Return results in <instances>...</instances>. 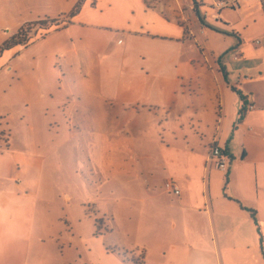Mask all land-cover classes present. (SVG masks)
Segmentation results:
<instances>
[{
  "label": "crops",
  "instance_id": "0c3cea01",
  "mask_svg": "<svg viewBox=\"0 0 264 264\" xmlns=\"http://www.w3.org/2000/svg\"><path fill=\"white\" fill-rule=\"evenodd\" d=\"M194 1L199 16L191 0H84L0 53V264L90 251L91 237L121 264H264V12ZM77 2L0 0V46ZM218 63L247 97L240 122ZM102 188L113 211L91 200ZM91 204L107 218L96 233Z\"/></svg>",
  "mask_w": 264,
  "mask_h": 264
},
{
  "label": "rangeland",
  "instance_id": "374dc122",
  "mask_svg": "<svg viewBox=\"0 0 264 264\" xmlns=\"http://www.w3.org/2000/svg\"><path fill=\"white\" fill-rule=\"evenodd\" d=\"M91 1L93 3V0H91ZM150 4H151V2H150ZM153 6L154 7L157 6V3H155ZM0 38H4V34H3L2 30H0ZM14 49H16V48H14ZM23 69H25V68H23ZM107 185H110V183H108ZM105 190L106 189L102 188V190L100 192L97 191L98 193L91 194V200H93L92 202L95 203V205L98 208V205L101 204L100 202H103L100 199L105 198L107 201L106 204L110 205V207H107L106 210L113 211L115 208H114V206L111 208V205H112V202L114 200L108 199V197H107L108 194L104 193ZM59 205L56 206V209H51L49 211V213H48L49 221H48V227H47L48 231L56 232L57 236L60 235L59 232H61V234L64 233L63 221H59V217H62V211L60 210L61 207ZM100 207H101V209L104 210V207L102 205H100ZM102 212H103L102 210L96 211L95 206H92V204H91V230L92 231L94 230L95 233H96V231L99 230L102 223L103 224L105 223V219L107 220L106 217L102 218V215H101ZM98 216H101L103 222L102 221L101 222L95 221L93 219V217L98 218ZM85 219H87V218L85 217L84 221H85ZM44 240H45L44 243H46V246H48L50 243H52V244L55 243L54 241H51V239H49V238H46ZM104 242H105L104 239L100 240V239H95V238L91 237V241L87 243L91 247V250L88 251L84 247H79V249L77 250L78 251L77 254H75L72 251L70 252L69 250H66V248L63 250V252L61 251L62 253H60V250H59V252H56L55 248L52 247L50 249L45 250L46 252L41 256L40 262H41V264H50V262H53V261L55 263H59V264L60 263L61 264H121V259H122L121 253H120V256L119 255L116 256L117 252L114 254H108V255H106L105 252H103V249L105 248Z\"/></svg>",
  "mask_w": 264,
  "mask_h": 264
},
{
  "label": "trees",
  "instance_id": "16d2710c",
  "mask_svg": "<svg viewBox=\"0 0 264 264\" xmlns=\"http://www.w3.org/2000/svg\"><path fill=\"white\" fill-rule=\"evenodd\" d=\"M83 2H84V0H78V2L75 4V6L72 8V10L68 14H66L63 18L44 19V20L24 24L23 26H21L16 31V33L13 36L8 38L6 41H4L1 44L0 53L3 52L4 50L11 48V47L26 45L28 40L33 36L35 31L38 29L47 30V29L52 28V27L57 29L59 27L66 26L68 24V22H67V24H63V22H65L66 19L69 20L74 15H76L78 13V11L80 10ZM191 2H192L193 10L197 14V16H199L198 11H197V5H196L195 1L191 0ZM199 19H200V17H199ZM227 35L231 36V34H229V33ZM218 65H219V72L222 75L224 82L227 85H229V83L227 81V73H226L225 69L220 65V63H218ZM229 87L237 95V97L239 98V100L242 104L241 109L238 112V119H237V122H240L244 118V115H245V112H246V109L248 106V103L246 100L247 97H245L241 93V91L238 90L235 86L229 85ZM247 211L251 214V216L254 215L253 211H251V210H247Z\"/></svg>",
  "mask_w": 264,
  "mask_h": 264
},
{
  "label": "built area",
  "instance_id": "2783aa9c",
  "mask_svg": "<svg viewBox=\"0 0 264 264\" xmlns=\"http://www.w3.org/2000/svg\"><path fill=\"white\" fill-rule=\"evenodd\" d=\"M255 1L258 2V4L260 5L261 9L264 12V0H255ZM238 3H239V0H211L210 10L212 9L214 12L217 13L218 11L225 9V8L235 9L237 8ZM215 18H216V15L214 16V19ZM120 43L121 41L119 40L118 44ZM256 44H258L257 41H256ZM3 138L4 136L1 133L0 140ZM209 155L211 158H214L216 160L215 161L216 168L220 171H225L227 167V158L223 155V153L221 152V149L217 146L211 147ZM164 188L168 191H172L174 194L179 193L178 188L170 181L164 184Z\"/></svg>",
  "mask_w": 264,
  "mask_h": 264
}]
</instances>
